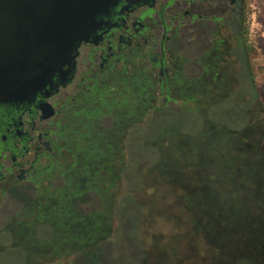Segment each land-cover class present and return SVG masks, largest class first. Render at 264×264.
I'll return each mask as SVG.
<instances>
[{
    "label": "rangeland",
    "instance_id": "374dc122",
    "mask_svg": "<svg viewBox=\"0 0 264 264\" xmlns=\"http://www.w3.org/2000/svg\"><path fill=\"white\" fill-rule=\"evenodd\" d=\"M243 30L250 71L264 106V0H245ZM195 53L194 48L189 46L181 54L178 74L187 90L179 93L172 89L168 92V99L173 103H160L164 93L154 100V87L145 83L135 69L125 89L127 104L119 106L120 101L116 99L108 102L113 112L127 107L129 116L124 121L125 125L113 133L107 132L111 127L102 113L92 121L87 120L88 125L80 127V135L76 131L79 128L73 123L67 126L60 124L55 129L59 138L58 154L52 159L47 172L39 176L38 181L44 182L31 198L39 199L36 206H44L49 203L46 198L48 193L70 185L69 190L75 194L66 201L69 212L54 210L53 216L57 220L63 219L54 224L56 227L37 224L31 231V228L14 225L24 220L21 215L29 214L25 206L0 205V264H81L78 259L85 254L100 256L101 261L95 264H141L136 259L140 249L134 243L145 248L151 239L167 242L175 234L176 223L181 221L177 190L182 183L177 171L180 170L179 173L186 178L192 176V182L201 184L200 187L206 181L201 168L185 165L189 154L180 150L178 144L181 137L174 135L173 130L176 126L183 128L191 119L190 115L178 112H189L196 107L199 99L223 95L237 88L235 64L230 57L223 64L221 76H213L210 80L208 73L203 77L192 65ZM203 60L205 58L200 63L204 65ZM117 87L122 89L123 84L119 83ZM204 134V138H209L211 133ZM105 136L111 141H105L101 147H108V153L102 152L94 158L91 153L87 154L82 163L79 158H84V153L88 151L82 153L81 148ZM223 152L225 158L231 155L227 150ZM93 177L95 190L87 187L84 181ZM193 177L198 178L195 180ZM183 201L193 204L195 200L185 198ZM190 213L195 216L194 208ZM74 216L99 219V228L91 234L92 240H85L84 247L83 242H78L76 238L78 228L75 224L78 223ZM135 216L139 221L134 233L131 228ZM26 220L32 222L34 219L30 217ZM63 236L68 239L65 244ZM58 245L63 247L56 248ZM156 251L157 248L151 246L149 255Z\"/></svg>",
    "mask_w": 264,
    "mask_h": 264
},
{
    "label": "flooded vegetation",
    "instance_id": "af4514ba",
    "mask_svg": "<svg viewBox=\"0 0 264 264\" xmlns=\"http://www.w3.org/2000/svg\"><path fill=\"white\" fill-rule=\"evenodd\" d=\"M244 7L245 0H116L96 14L83 40L70 52L69 61L61 68L66 73L64 77L54 73L50 85L28 100L0 104V205L21 204L30 211L14 225L32 231L37 224L53 228L63 220H57L53 212H69L66 201L75 194L69 190L70 185L48 193L49 203L44 206H36L39 199L31 198L44 182L38 181L39 176L47 172L58 154L55 129L60 124L73 123L80 135V127L102 113L111 127L107 132L125 125L127 107L113 112L108 102L116 99L119 106L127 104L124 94L133 70L138 69L145 83L154 87V100L164 93L162 105L173 103L168 99L172 89L179 93L187 90L178 74L186 47L194 48L192 65L203 77L207 73L210 80L220 77L229 57L237 74L238 56L246 49ZM204 58L203 65L200 60ZM119 83L122 89L117 87ZM109 140L110 137H100L81 148L82 153L88 152L79 160L83 163L90 153L92 158L102 152L107 154L108 147L101 145ZM84 181L95 190L94 177ZM30 217L32 222L26 220ZM74 219L78 223L76 237L85 239L99 228L97 217ZM62 238L65 240V236ZM85 244L83 241L82 246Z\"/></svg>",
    "mask_w": 264,
    "mask_h": 264
},
{
    "label": "trees",
    "instance_id": "16d2710c",
    "mask_svg": "<svg viewBox=\"0 0 264 264\" xmlns=\"http://www.w3.org/2000/svg\"><path fill=\"white\" fill-rule=\"evenodd\" d=\"M237 65L234 91L197 99L193 110L178 112L191 119L173 130L181 137L180 150L189 154L185 165L201 168L206 181L200 187L192 176L177 171L182 183L177 190L181 221L167 242L151 239L145 248L134 243L141 264H264V106L246 51L239 54ZM204 132L211 133L209 138ZM223 150L231 154L229 158ZM185 198L195 201L184 202ZM138 221L135 216L134 233ZM76 238L92 240L91 235ZM151 246L157 251L149 255ZM91 256L78 260L101 261L97 254Z\"/></svg>",
    "mask_w": 264,
    "mask_h": 264
},
{
    "label": "water",
    "instance_id": "95a60500",
    "mask_svg": "<svg viewBox=\"0 0 264 264\" xmlns=\"http://www.w3.org/2000/svg\"><path fill=\"white\" fill-rule=\"evenodd\" d=\"M116 0H0V104L49 86L94 17ZM68 73V71H67Z\"/></svg>",
    "mask_w": 264,
    "mask_h": 264
}]
</instances>
